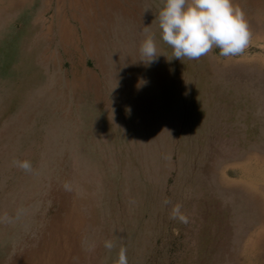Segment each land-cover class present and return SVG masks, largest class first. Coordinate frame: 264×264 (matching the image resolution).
Here are the masks:
<instances>
[{"label":"rangeland","instance_id":"obj_1","mask_svg":"<svg viewBox=\"0 0 264 264\" xmlns=\"http://www.w3.org/2000/svg\"><path fill=\"white\" fill-rule=\"evenodd\" d=\"M233 2L245 52L181 61L165 0H0V264H116L121 247L264 264V0Z\"/></svg>","mask_w":264,"mask_h":264},{"label":"clouds","instance_id":"obj_2","mask_svg":"<svg viewBox=\"0 0 264 264\" xmlns=\"http://www.w3.org/2000/svg\"><path fill=\"white\" fill-rule=\"evenodd\" d=\"M161 39L173 49L172 58L198 60L219 49L222 57H237L248 48L251 33L244 12L234 5L233 0H165L158 13ZM141 57L146 66L158 61L159 56L155 39L147 35L140 46ZM146 59V62H144ZM146 82L141 80L140 85ZM14 166L32 171L29 160H16ZM65 190L71 191V185L65 183ZM164 204L170 201L164 200ZM171 218L188 223V217L177 203L171 209ZM111 240L104 242L107 250L114 248ZM116 264H128L127 250L121 247Z\"/></svg>","mask_w":264,"mask_h":264},{"label":"bare ground","instance_id":"obj_3","mask_svg":"<svg viewBox=\"0 0 264 264\" xmlns=\"http://www.w3.org/2000/svg\"><path fill=\"white\" fill-rule=\"evenodd\" d=\"M246 169H247V167H246ZM248 170H249V169H248ZM248 170H247V171H248ZM250 172H251V171H250ZM250 172H248V173H250ZM249 178H250V177H249ZM253 180H254V178H253ZM250 181H252V180H250Z\"/></svg>","mask_w":264,"mask_h":264}]
</instances>
